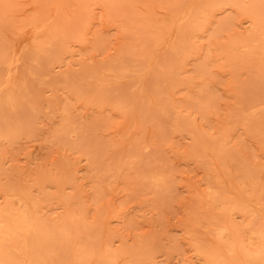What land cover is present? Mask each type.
Masks as SVG:
<instances>
[{
	"label": "rangeland",
	"instance_id": "1",
	"mask_svg": "<svg viewBox=\"0 0 264 264\" xmlns=\"http://www.w3.org/2000/svg\"><path fill=\"white\" fill-rule=\"evenodd\" d=\"M263 32L264 0H0V205L40 264H264Z\"/></svg>",
	"mask_w": 264,
	"mask_h": 264
},
{
	"label": "bare ground",
	"instance_id": "2",
	"mask_svg": "<svg viewBox=\"0 0 264 264\" xmlns=\"http://www.w3.org/2000/svg\"><path fill=\"white\" fill-rule=\"evenodd\" d=\"M263 35L264 32L260 36L261 39H264ZM211 196L214 200L222 199V201L229 198L224 191L218 189V186L211 193ZM27 207L16 209L11 204L4 207L0 205V264H40L36 242V236L39 237L38 225L34 220H31L34 215L32 212L30 213ZM76 258H78V252ZM208 258L209 264H219L215 255H209ZM254 259L257 263L264 261V246L257 250ZM131 264H140V262L133 260Z\"/></svg>",
	"mask_w": 264,
	"mask_h": 264
}]
</instances>
